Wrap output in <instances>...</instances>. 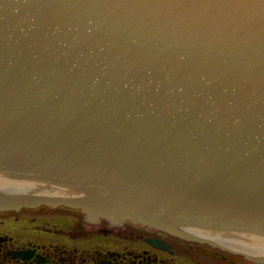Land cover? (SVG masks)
Returning a JSON list of instances; mask_svg holds the SVG:
<instances>
[{
    "label": "water",
    "instance_id": "95a60500",
    "mask_svg": "<svg viewBox=\"0 0 264 264\" xmlns=\"http://www.w3.org/2000/svg\"><path fill=\"white\" fill-rule=\"evenodd\" d=\"M39 205L264 263V0H0V210Z\"/></svg>",
    "mask_w": 264,
    "mask_h": 264
},
{
    "label": "flooded vegetation",
    "instance_id": "af4514ba",
    "mask_svg": "<svg viewBox=\"0 0 264 264\" xmlns=\"http://www.w3.org/2000/svg\"><path fill=\"white\" fill-rule=\"evenodd\" d=\"M0 264L264 263L128 220L39 205L0 210Z\"/></svg>",
    "mask_w": 264,
    "mask_h": 264
}]
</instances>
